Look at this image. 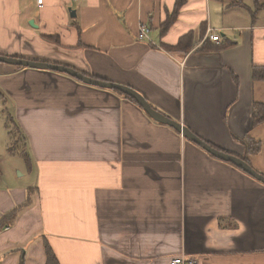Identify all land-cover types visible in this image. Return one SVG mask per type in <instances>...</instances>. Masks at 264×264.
Here are the masks:
<instances>
[{"label": "crops", "instance_id": "obj_1", "mask_svg": "<svg viewBox=\"0 0 264 264\" xmlns=\"http://www.w3.org/2000/svg\"><path fill=\"white\" fill-rule=\"evenodd\" d=\"M141 24L153 44L137 37ZM0 53L134 88L225 153L243 155L247 135L261 140L249 164L264 173V122H254L264 81L252 76L264 65V6L255 0H0ZM126 96L0 62V218L10 213L0 264H45L46 242L61 264H169L182 254L264 264V182ZM4 98L31 169L10 151Z\"/></svg>", "mask_w": 264, "mask_h": 264}, {"label": "water", "instance_id": "obj_2", "mask_svg": "<svg viewBox=\"0 0 264 264\" xmlns=\"http://www.w3.org/2000/svg\"><path fill=\"white\" fill-rule=\"evenodd\" d=\"M32 23V22H31ZM0 62L15 64L18 66H26V67H33V68H39V69H48V70H56L65 72L85 83L92 84V85H98L101 87H107L112 89H118L133 98L137 100L140 104L144 106L146 111L156 120L160 122H164L167 124H170L174 126L175 128L179 129L181 132H183L186 136L189 135V137L200 144L203 148H205L208 152L212 153L215 157L220 158L225 161H230L234 163L236 166L241 167L243 170H245L247 173H249L251 176L256 178L257 180L264 182V174L258 171L257 169L253 168L249 162L244 160L241 157H237L232 154L225 153L224 151H221L215 147H213L208 142L202 140L199 136H197L195 133H193L187 126L182 125L181 122L172 120L171 118L164 116L161 112L154 109L144 98V96L135 90L134 88H131L129 86H125L119 83L102 80L99 78H95L91 75H87L84 72H81L77 70L74 67L61 64L58 62H47V61H38L33 59H25L21 56H9L5 54L0 53Z\"/></svg>", "mask_w": 264, "mask_h": 264}, {"label": "trees", "instance_id": "obj_3", "mask_svg": "<svg viewBox=\"0 0 264 264\" xmlns=\"http://www.w3.org/2000/svg\"><path fill=\"white\" fill-rule=\"evenodd\" d=\"M182 0H179V2ZM255 4L256 7H263L264 6V2L260 1V0H255ZM47 38L54 40L58 37L56 36H48ZM23 67V66H22ZM234 78L237 79V76L235 74H233ZM252 76L254 80H259V81H264V65L261 66H256L254 65L252 68ZM116 92L118 93H122L124 94V92L118 90V89H114ZM134 101L137 102V100L135 98H133L132 96H126ZM5 112V124L7 126V129L11 135V146H10V151H14L17 147V143L19 140H22L25 144V146L27 147V150L29 148V140L28 137L26 135V133L24 132V130L21 128V126L19 125V123L17 122V119L15 118V115H13V112L11 111V109L9 107L5 106L4 109ZM254 122L255 124L264 122V103L262 102H257L255 104V109H254ZM263 149V143L261 142V140H257L255 138H252L251 136H245V152L243 155H241L240 157L243 158L244 160H246L247 162H249V156L250 155H255L258 154L259 152H261ZM27 150H22L19 152L23 155V158L25 160V164L27 165V167L29 169L32 168V161H31V154L30 152L26 153ZM212 155V154H211ZM214 158V155H212ZM219 159V158H218ZM230 164H232L233 166H236L234 163L228 161ZM238 167V166H236ZM240 168V167H239ZM241 170H243L242 168H240ZM244 171V170H243ZM246 172V171H245ZM262 173V172H261ZM264 174V173H263ZM31 198L29 200H27V202L23 205H27L28 203H30ZM16 209H14L11 214H15ZM10 213H6L4 216H2L0 218V226L6 221L7 217L9 216ZM45 250H46V262L45 264H61V262L59 261L56 253L54 252V250L51 248V246L49 245L48 242L45 243Z\"/></svg>", "mask_w": 264, "mask_h": 264}, {"label": "built area", "instance_id": "obj_4", "mask_svg": "<svg viewBox=\"0 0 264 264\" xmlns=\"http://www.w3.org/2000/svg\"><path fill=\"white\" fill-rule=\"evenodd\" d=\"M38 2L40 4H42L43 0H38ZM137 37L140 40H146V41L150 42L151 44L154 43V41L150 37V28L146 24H141ZM211 39L213 41H219L220 40V33L219 32H212L211 33ZM169 264H200V260L194 256H188V255L182 254L180 256H173L170 259Z\"/></svg>", "mask_w": 264, "mask_h": 264}, {"label": "rangeland", "instance_id": "obj_5", "mask_svg": "<svg viewBox=\"0 0 264 264\" xmlns=\"http://www.w3.org/2000/svg\"><path fill=\"white\" fill-rule=\"evenodd\" d=\"M3 63H5V62H3ZM6 64L15 65V64H10V63H6ZM15 66H18V65H15ZM23 67H26V66H23ZM2 102L5 104L6 107H8L9 103H10V100H9V98H4ZM17 144L18 145L16 147V150H20V151H22V150L26 151L27 150V147L25 146V144H24V142L22 140H19ZM261 184L264 185V183H261Z\"/></svg>", "mask_w": 264, "mask_h": 264}, {"label": "flooded vegetation", "instance_id": "obj_6", "mask_svg": "<svg viewBox=\"0 0 264 264\" xmlns=\"http://www.w3.org/2000/svg\"><path fill=\"white\" fill-rule=\"evenodd\" d=\"M212 154V153H211ZM213 155V154H212ZM220 159V158H219Z\"/></svg>", "mask_w": 264, "mask_h": 264}]
</instances>
